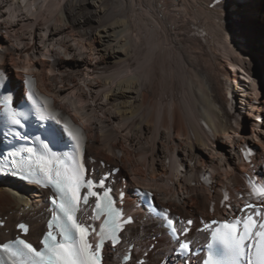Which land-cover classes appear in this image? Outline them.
I'll return each instance as SVG.
<instances>
[{"label": "bare ground", "instance_id": "obj_1", "mask_svg": "<svg viewBox=\"0 0 264 264\" xmlns=\"http://www.w3.org/2000/svg\"><path fill=\"white\" fill-rule=\"evenodd\" d=\"M215 1L0 0V70L15 98L35 78L85 131L91 170H119L114 185L126 191L134 222L103 264H123L132 243L126 264L184 262L136 188L152 191L173 217L193 218L185 238L199 246L208 239L199 218L234 214L256 199V180L264 185V0L239 8ZM235 15L255 30L257 54L256 45L240 41L247 34ZM236 91L246 113L229 107ZM25 187L0 182V241L13 238L20 221L35 242L45 229L48 203L31 208Z\"/></svg>", "mask_w": 264, "mask_h": 264}, {"label": "snow or ice", "instance_id": "obj_2", "mask_svg": "<svg viewBox=\"0 0 264 264\" xmlns=\"http://www.w3.org/2000/svg\"><path fill=\"white\" fill-rule=\"evenodd\" d=\"M63 171L56 170L55 176L57 179H53L52 172L45 170L48 173V179L55 185L57 192L59 193V203L57 199H53L52 203L56 205L60 212L63 213L71 225H65V243L51 244L47 248V255H44L32 248L31 245L21 241L23 248L30 254L27 256L26 264H100V245L95 246V251H91L92 245L88 244L85 240L86 229L79 223H77L73 213L77 210L81 196L80 187L82 186V167L73 164L72 166H64L61 162ZM89 189L92 187L91 182L87 185ZM102 186V185H101ZM92 196H96L95 192H90ZM259 198L264 201V187H261L256 193ZM107 197V193H105ZM84 202L87 203V198L84 197ZM98 207H100L98 205ZM110 207V205H105ZM250 208L256 209V215H261V212L256 205H248ZM169 225L172 221L168 222ZM188 223H191L189 221ZM240 221L237 220L235 223H225L223 229L216 234V239L223 244L224 248L228 250L234 257L239 258L243 254L245 241L253 235V229L257 227V222L249 216L247 221L244 222L243 232L240 231L238 225ZM20 229L27 231L25 225L21 224L18 226ZM260 228L264 229V224L259 225ZM75 228L81 233V244L78 247L75 243H71L73 240L72 229ZM173 232H176V228H172ZM51 240H55L52 233L48 234ZM256 236L259 240L256 244V251L254 259L248 260L247 264H264V231L257 232ZM181 249H187L188 244H180ZM7 251V249L5 250ZM17 264H25L24 261H20L17 258ZM204 264H225L224 261L213 260L211 257L206 260Z\"/></svg>", "mask_w": 264, "mask_h": 264}, {"label": "rangeland", "instance_id": "obj_3", "mask_svg": "<svg viewBox=\"0 0 264 264\" xmlns=\"http://www.w3.org/2000/svg\"><path fill=\"white\" fill-rule=\"evenodd\" d=\"M44 1L45 0H38V5H40V3L41 2H43L44 3ZM34 3V2H33ZM43 3H41V5L43 4ZM243 3V0H239L238 2L236 1V3L235 2H233L232 3V7H236V8H239L240 7V4H242ZM65 5H66V2H65ZM230 5V4H229ZM262 7H264V1H263V3H262ZM236 8H235V10H236ZM264 9V8H263ZM262 9V10H263ZM65 17L67 18L68 17V11L67 10H65ZM235 17H237V18H240V20H241V23H242V30L243 29H245V31H246V34L247 35H244V34H241V38H239L240 39V41H242V43L244 44V46H247V44H248V42H252L253 44H254V46H255V52H256V54L258 53V46H257V36H256V32H255V30L253 29V27L251 26V25H249V24H247V22L245 21V19H244V17L242 18V16H239V15H235ZM241 30V29H240ZM244 31V30H243ZM258 67H259V72L261 73V75H262V80H263V86H264V78H263V76H264V64H263V62H259V64H258ZM232 70L230 69V72H231ZM13 75V74H12ZM14 78H15V75H14ZM237 93H239V92H237L236 91V97H235V101H236V103H238L236 106V109H238V110H240L241 112H243V113H246V111L247 110H245V109H243V108H240V107H238L239 106V94H237ZM252 121V119L250 118V120L248 119L245 123H243V125H245V126H249V124H250V122ZM126 177H128V176H126ZM129 178V177H128ZM26 188V190H28L29 192H30V200H31V204H30V207L31 208H33L34 206L35 207H38V206H41V205H44L45 203H47L46 202V198H45V196L44 195H40L39 193H36V192H34L33 191V189H29V188H27V187H25ZM33 205V206H32ZM22 215V214H21ZM153 240H154V242H155V244L157 243V241H158V239H154L153 238ZM151 246H149V248H150ZM124 253V252H123ZM119 258H121V257H119Z\"/></svg>", "mask_w": 264, "mask_h": 264}]
</instances>
